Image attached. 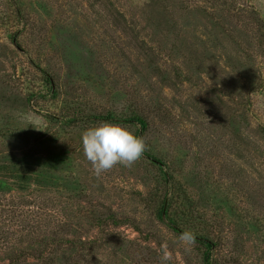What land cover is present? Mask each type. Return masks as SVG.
Masks as SVG:
<instances>
[{"label":"rangeland","instance_id":"374dc122","mask_svg":"<svg viewBox=\"0 0 264 264\" xmlns=\"http://www.w3.org/2000/svg\"><path fill=\"white\" fill-rule=\"evenodd\" d=\"M104 122L146 147L96 176ZM162 249L264 264V0H0V264Z\"/></svg>","mask_w":264,"mask_h":264},{"label":"clouds","instance_id":"9594fccd","mask_svg":"<svg viewBox=\"0 0 264 264\" xmlns=\"http://www.w3.org/2000/svg\"><path fill=\"white\" fill-rule=\"evenodd\" d=\"M83 154L96 176L111 170L117 164L128 167L145 151V141L126 126L104 122L86 129L81 136ZM179 240L191 245L195 236L191 231L183 232ZM160 264H170L165 250H161Z\"/></svg>","mask_w":264,"mask_h":264},{"label":"trees","instance_id":"16d2710c","mask_svg":"<svg viewBox=\"0 0 264 264\" xmlns=\"http://www.w3.org/2000/svg\"><path fill=\"white\" fill-rule=\"evenodd\" d=\"M14 262H16V260H14Z\"/></svg>","mask_w":264,"mask_h":264}]
</instances>
